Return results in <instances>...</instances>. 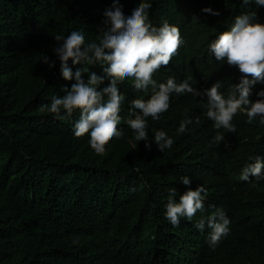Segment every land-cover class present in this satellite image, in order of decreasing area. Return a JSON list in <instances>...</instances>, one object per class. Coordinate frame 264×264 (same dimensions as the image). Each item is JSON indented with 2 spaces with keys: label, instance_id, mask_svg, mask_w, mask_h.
I'll return each instance as SVG.
<instances>
[{
  "label": "trees",
  "instance_id": "16d2710c",
  "mask_svg": "<svg viewBox=\"0 0 264 264\" xmlns=\"http://www.w3.org/2000/svg\"><path fill=\"white\" fill-rule=\"evenodd\" d=\"M104 1L0 0V264L153 262L168 246L160 176L177 152L148 144L138 159L140 96L120 57L99 46L114 31L107 9L96 11ZM235 1L176 5H208L223 23ZM219 254L215 264H264V253L237 244Z\"/></svg>",
  "mask_w": 264,
  "mask_h": 264
},
{
  "label": "clouds",
  "instance_id": "9594fccd",
  "mask_svg": "<svg viewBox=\"0 0 264 264\" xmlns=\"http://www.w3.org/2000/svg\"><path fill=\"white\" fill-rule=\"evenodd\" d=\"M235 2L223 23L217 9L176 0H106L96 9H107V31L114 28L100 48L120 57L140 96L138 159L148 144L177 152L160 176L168 246L159 261L126 264H215L230 244L264 253V21L255 0ZM224 191H239L251 207Z\"/></svg>",
  "mask_w": 264,
  "mask_h": 264
}]
</instances>
